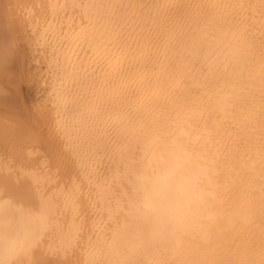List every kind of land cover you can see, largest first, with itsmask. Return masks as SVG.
<instances>
[{
	"label": "bare ground",
	"instance_id": "1",
	"mask_svg": "<svg viewBox=\"0 0 264 264\" xmlns=\"http://www.w3.org/2000/svg\"><path fill=\"white\" fill-rule=\"evenodd\" d=\"M0 264H264V0H0Z\"/></svg>",
	"mask_w": 264,
	"mask_h": 264
},
{
	"label": "rangeland",
	"instance_id": "2",
	"mask_svg": "<svg viewBox=\"0 0 264 264\" xmlns=\"http://www.w3.org/2000/svg\"><path fill=\"white\" fill-rule=\"evenodd\" d=\"M26 94L28 95V97L30 98L32 96V92H30V90H26Z\"/></svg>",
	"mask_w": 264,
	"mask_h": 264
}]
</instances>
